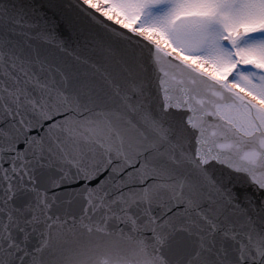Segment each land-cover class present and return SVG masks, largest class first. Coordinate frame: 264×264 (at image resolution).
<instances>
[{
  "label": "snow or ice",
  "instance_id": "6c2138e0",
  "mask_svg": "<svg viewBox=\"0 0 264 264\" xmlns=\"http://www.w3.org/2000/svg\"><path fill=\"white\" fill-rule=\"evenodd\" d=\"M0 264H264V0H0Z\"/></svg>",
  "mask_w": 264,
  "mask_h": 264
}]
</instances>
